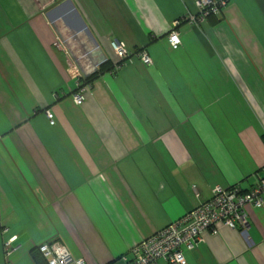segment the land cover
I'll return each mask as SVG.
<instances>
[{"label": "crops", "instance_id": "0c3cea01", "mask_svg": "<svg viewBox=\"0 0 264 264\" xmlns=\"http://www.w3.org/2000/svg\"><path fill=\"white\" fill-rule=\"evenodd\" d=\"M197 1L0 0V264H34L51 240L86 264H127L214 188L255 186L264 0H227L199 25L181 22L174 50L172 24L196 16ZM64 23L92 47L91 72L69 68ZM115 40L130 53L117 71ZM105 63L112 70L98 73ZM92 75L78 106L77 78ZM245 215V231L205 233L186 264H264V207Z\"/></svg>", "mask_w": 264, "mask_h": 264}, {"label": "built area", "instance_id": "2783aa9c", "mask_svg": "<svg viewBox=\"0 0 264 264\" xmlns=\"http://www.w3.org/2000/svg\"><path fill=\"white\" fill-rule=\"evenodd\" d=\"M227 0H198L196 16H187L172 24L168 34V42L172 49L177 50L181 41L177 28L181 22L199 25L210 16L221 13ZM110 48L117 58V64L113 71H117L121 64L130 57L125 44L112 41ZM139 57L144 65H150L151 59L146 52H141ZM88 78V77H87ZM87 78H77V90L73 94V100L80 106L85 100V93L90 87L85 84ZM50 125H54L53 115L46 113ZM252 207L260 209L264 207V167L257 173V183L247 191L242 192L237 187L223 189L216 187L212 191L209 201L199 205L178 221L171 223L166 228L143 240L130 251V260L123 258L127 264H186L183 251L192 252L202 242L205 233L218 234L220 226L231 230H246L245 209ZM16 238L4 242V258L7 260L15 251L13 243ZM38 253L46 264H86L83 260L75 259L68 249L58 240H51L38 247Z\"/></svg>", "mask_w": 264, "mask_h": 264}, {"label": "rangeland", "instance_id": "374dc122", "mask_svg": "<svg viewBox=\"0 0 264 264\" xmlns=\"http://www.w3.org/2000/svg\"><path fill=\"white\" fill-rule=\"evenodd\" d=\"M63 26L65 27V35H63L64 45L62 43L61 48L66 50L71 56L69 68L75 70L77 74H81V71L85 73L91 72L93 61L89 52L93 51L92 47L86 45L82 40L83 38L79 26L74 28L73 31H71V29L68 30L66 23H64Z\"/></svg>", "mask_w": 264, "mask_h": 264}, {"label": "trees", "instance_id": "16d2710c", "mask_svg": "<svg viewBox=\"0 0 264 264\" xmlns=\"http://www.w3.org/2000/svg\"><path fill=\"white\" fill-rule=\"evenodd\" d=\"M110 70H112V66L109 63H105L99 68L98 73H101L103 71H110ZM95 77L96 76H94V75L88 77L86 79L85 83H90L92 81V79H94ZM263 140H264V137H263ZM32 261L34 264H46V262L39 255L38 248L36 249L35 252L32 253Z\"/></svg>", "mask_w": 264, "mask_h": 264}]
</instances>
